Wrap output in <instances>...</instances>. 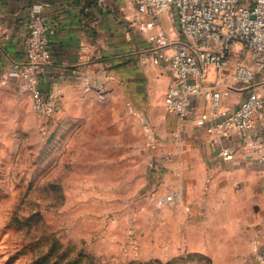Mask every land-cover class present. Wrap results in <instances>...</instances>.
Instances as JSON below:
<instances>
[{
	"label": "crops",
	"instance_id": "obj_1",
	"mask_svg": "<svg viewBox=\"0 0 264 264\" xmlns=\"http://www.w3.org/2000/svg\"><path fill=\"white\" fill-rule=\"evenodd\" d=\"M37 5L55 30L50 40L52 60L39 85L56 110L69 111L71 116L88 108L85 101L97 95L122 97L121 109L112 102L109 106L127 111L124 116L133 121L138 116L145 121L149 144L156 148L151 156L156 154L165 168L163 185L168 192H181L179 199L165 203L175 208L170 216L177 217L179 238L225 240L233 254L243 250L251 264H258L257 254L264 251V117L257 118L251 129H234L222 136L193 120L182 122L169 112L164 95L173 74L166 63L141 62L154 47L153 32L134 25L136 9L127 0H0V90L20 96L18 79L2 74L25 58L29 24ZM160 22L173 42L183 39L175 10L164 12ZM242 60L251 61L236 51L230 66L211 70L208 84L228 91L222 97L223 107L237 106L250 93V83H239L233 76L235 64ZM76 69L84 70L86 78L75 74ZM256 81H264V70L257 73ZM86 84L91 85L88 91ZM23 91L32 110V97ZM194 101L198 109H210L204 97ZM129 126L123 120L114 121L117 150L122 127L129 130ZM254 144L263 149L255 150ZM225 147L234 152L230 160L221 154Z\"/></svg>",
	"mask_w": 264,
	"mask_h": 264
},
{
	"label": "rangeland",
	"instance_id": "obj_2",
	"mask_svg": "<svg viewBox=\"0 0 264 264\" xmlns=\"http://www.w3.org/2000/svg\"><path fill=\"white\" fill-rule=\"evenodd\" d=\"M18 91L0 90V264L248 263L225 240L179 238L145 121L109 106L122 97L39 116Z\"/></svg>",
	"mask_w": 264,
	"mask_h": 264
},
{
	"label": "built area",
	"instance_id": "obj_3",
	"mask_svg": "<svg viewBox=\"0 0 264 264\" xmlns=\"http://www.w3.org/2000/svg\"><path fill=\"white\" fill-rule=\"evenodd\" d=\"M103 1V0H99ZM136 9L134 25L141 31H152L154 47L142 57V63L169 66L173 81L164 95V106L178 115L180 121L193 120L199 127L222 136L231 130L251 129L257 118L264 117V81L256 75L264 70V0H127ZM175 10L183 39L173 42L161 27L164 12ZM54 28L37 5L29 24L25 58L13 63L2 77L18 79L20 89L30 93L32 110L39 116H48L56 110L49 96L40 88V79L52 60L50 48ZM239 51L250 62L238 61L234 79L250 83L249 95L235 107H223L221 92L208 84L212 69H225ZM75 74L85 75L82 69ZM86 78V75H85ZM91 85L86 84L85 90ZM204 97L210 109H198L194 98ZM257 151L263 148L254 144ZM224 159L234 152L222 148ZM264 158V154H263ZM181 197L172 190L160 197V203H171ZM259 250V244L254 242ZM258 264H264V251L257 254Z\"/></svg>",
	"mask_w": 264,
	"mask_h": 264
},
{
	"label": "trees",
	"instance_id": "obj_4",
	"mask_svg": "<svg viewBox=\"0 0 264 264\" xmlns=\"http://www.w3.org/2000/svg\"><path fill=\"white\" fill-rule=\"evenodd\" d=\"M158 263L163 264V263H161L160 261H158ZM67 264H74V263L69 262V263H67Z\"/></svg>",
	"mask_w": 264,
	"mask_h": 264
}]
</instances>
